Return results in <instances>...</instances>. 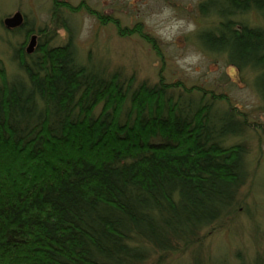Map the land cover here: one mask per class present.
Here are the masks:
<instances>
[{"label":"trees","instance_id":"trees-1","mask_svg":"<svg viewBox=\"0 0 264 264\" xmlns=\"http://www.w3.org/2000/svg\"><path fill=\"white\" fill-rule=\"evenodd\" d=\"M197 8L215 22L200 46L253 72L264 101V0ZM58 28L63 44L14 51L13 76L0 63V264H162L197 246L248 181L245 117L222 94L82 59Z\"/></svg>","mask_w":264,"mask_h":264},{"label":"rangeland","instance_id":"rangeland-1","mask_svg":"<svg viewBox=\"0 0 264 264\" xmlns=\"http://www.w3.org/2000/svg\"><path fill=\"white\" fill-rule=\"evenodd\" d=\"M201 1L0 0V63L8 77L16 74L18 58L13 53L29 43L26 28L13 32L1 25L4 17L19 11L27 27L41 33L36 46L63 44L67 32L58 25L65 18L82 59L88 56L109 71L120 70L135 83L151 85L163 79L224 95L246 119L241 140L248 147V181L230 218L204 233L197 246L168 255L162 264H264V101L253 72L238 70L225 55L200 46L197 31L215 24L213 16L199 13ZM242 19L262 24L254 11Z\"/></svg>","mask_w":264,"mask_h":264},{"label":"water","instance_id":"water-1","mask_svg":"<svg viewBox=\"0 0 264 264\" xmlns=\"http://www.w3.org/2000/svg\"><path fill=\"white\" fill-rule=\"evenodd\" d=\"M22 14L20 12L14 13L12 16H9L3 20V24L6 28H13L20 26L22 24ZM35 36L33 35L26 47V52L31 53L35 45Z\"/></svg>","mask_w":264,"mask_h":264},{"label":"flooded vegetation","instance_id":"flooded-vegetation-1","mask_svg":"<svg viewBox=\"0 0 264 264\" xmlns=\"http://www.w3.org/2000/svg\"><path fill=\"white\" fill-rule=\"evenodd\" d=\"M16 12H19V11H15L14 13H16ZM14 13H12L11 15H9V16H12ZM21 13V12H20ZM22 14V24L20 25V26H17V27H13V28H6L5 26H4V24H3V20L5 19V18H7V17H9V16H6V17H4L2 20H1V25H2V27L5 29V30H7V31H13V32H16V31H21V29H25L26 30V34H25V36L26 37H29V39L34 35L36 38H35V46H34V48L35 47H38V42H37V46H36V41L39 39L38 37H39V35H41V33L40 34H38L37 32V30H36V32H34V30L33 29H31V28H28L27 27V24H26V21H25V17H24V14L23 13H21ZM59 22H61V19H60V21ZM60 24V23H59ZM43 31V30H42ZM41 31V32H42ZM40 32V31H39ZM44 34V33H43ZM22 47V46H21ZM23 48V47H22ZM33 48V49H34ZM23 50H24V52H25V54H32V53H34V51H32L31 53H27L26 52V48H23Z\"/></svg>","mask_w":264,"mask_h":264}]
</instances>
